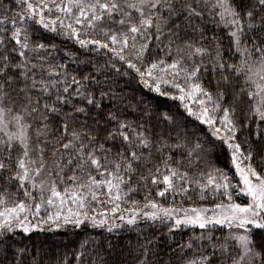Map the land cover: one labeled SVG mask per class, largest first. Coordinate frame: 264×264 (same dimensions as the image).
<instances>
[{
  "label": "snow or ice",
  "instance_id": "obj_1",
  "mask_svg": "<svg viewBox=\"0 0 264 264\" xmlns=\"http://www.w3.org/2000/svg\"><path fill=\"white\" fill-rule=\"evenodd\" d=\"M44 31L106 56L103 69L78 78L53 64ZM118 77L180 101L187 115L145 101L151 119L129 122ZM188 118L204 127L190 129ZM217 152L228 153L237 183L212 165ZM141 187L137 210L129 197ZM209 189L211 209L163 203L206 200ZM109 211L121 220L127 212L128 224L201 230L159 264H264V0H0V264H25L19 237L41 224L98 227ZM152 254L145 246L137 264H152Z\"/></svg>",
  "mask_w": 264,
  "mask_h": 264
},
{
  "label": "trees",
  "instance_id": "obj_2",
  "mask_svg": "<svg viewBox=\"0 0 264 264\" xmlns=\"http://www.w3.org/2000/svg\"><path fill=\"white\" fill-rule=\"evenodd\" d=\"M11 2V0H9ZM19 7H13V11H18ZM208 36L211 37L214 33L211 31L212 25L209 24ZM222 39V42L227 44V37L224 36L223 30L217 28L216 33ZM44 36L51 39L48 45L47 58L55 65L63 64L71 75H76L78 78L81 73L87 75L90 72H95L97 67L103 69V62L107 59L106 56H101L97 51H88L81 48L73 40H67L61 36L44 31ZM209 41L206 40L205 43ZM109 77L113 73H108ZM116 92L123 100L119 111L124 114V118L132 123L144 122L151 119V117L144 115L141 112L142 102L147 101V106L150 110H155L157 113L171 109L172 112L179 111L183 115V105L180 101H173L167 97H157L154 92H149L148 89L139 85L135 80H128L127 77H118L115 79ZM173 92L174 89L172 90ZM107 103V101H106ZM179 105V109H177ZM189 128L194 130L196 127H204L198 125V122L192 121L188 118ZM163 125H161V128ZM212 165L216 168L222 169L229 177H231L233 184L237 183V177L233 165L230 163L228 153L217 152L212 157ZM202 163V162H201ZM183 170V169H182ZM203 175L202 169L190 168L189 175ZM185 187L195 188L196 185H185ZM145 189L142 187L133 192L129 197L130 200L140 201L137 206L144 205ZM153 198L158 201L161 198L155 196L153 190ZM103 199V197H102ZM234 199H236L234 194ZM163 203L168 207L176 208H205L211 209L214 207L216 201L211 199V189H209V198L200 200L197 193H192L187 197L175 195V203H173L172 196L167 195L163 198ZM108 211L110 205H97ZM123 208H131L132 205L122 204ZM126 214V213H124ZM118 212L116 218L119 217ZM112 214L109 211L111 221ZM170 222H149L141 221L133 225L121 224L117 228H112L101 225L94 227L91 223L81 225L73 228L71 225L62 227L58 230H48L32 232L30 234H23L19 237L20 245L27 248L25 254V264L33 256L42 261V264H76L74 257H79L85 261V264H102L103 260H107L108 264H137V258L140 256V251L145 246L152 251V264H159L157 255L163 257L164 260L169 259V253L173 258L176 257L180 244H186L190 237L200 235L201 230L192 227L173 228L169 229ZM212 227V226H210ZM213 231L219 235H226L227 228L215 226ZM83 251L85 255L80 257V252ZM141 259L143 257H140Z\"/></svg>",
  "mask_w": 264,
  "mask_h": 264
},
{
  "label": "rangeland",
  "instance_id": "obj_3",
  "mask_svg": "<svg viewBox=\"0 0 264 264\" xmlns=\"http://www.w3.org/2000/svg\"><path fill=\"white\" fill-rule=\"evenodd\" d=\"M175 91V90H174ZM189 103H191L190 101H189ZM193 106V108H195L196 107V105H192ZM234 171H235V168H234ZM236 173V172H235ZM237 175V177L239 178V176H238V174H236ZM236 197V199H235V202L236 203H243L244 202V200L246 199V198H244V197H241V196H235ZM144 206V205H143ZM143 206H139V207H137V210H140V209H142L143 208ZM178 210L179 209H181V208H177ZM186 209H191V208H186ZM205 209V208H204ZM124 213H126V214H124V216H125V219L124 220H121V219H119V217H115L112 221H111V219H109V221H108V223L107 224H103V225H105L106 227H109L110 225L112 226V228H117L119 225H121V224H128L127 223V217H128V213L127 212H124ZM209 214H211V213H209ZM181 216H182V213H181ZM141 221H149V222H153V221H151V220H147V219H145V218H143V217H139V218H137V221H136V223L137 222H141ZM156 222H170V223H172V224H174V220H164V221H160V220H157V221H155L154 223H156ZM128 225H133V224H128ZM218 227H221V226H219V225H217ZM43 230H39V229H34L32 232H38V231H45V230H48L47 228H48V225H44V224H41V226H40ZM99 227V226H98ZM182 227H192V226H182ZM193 228V227H192ZM223 228H226V227H223ZM53 230H56V229H53ZM235 230V229H234ZM31 232V233H32Z\"/></svg>",
  "mask_w": 264,
  "mask_h": 264
}]
</instances>
